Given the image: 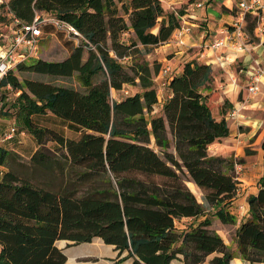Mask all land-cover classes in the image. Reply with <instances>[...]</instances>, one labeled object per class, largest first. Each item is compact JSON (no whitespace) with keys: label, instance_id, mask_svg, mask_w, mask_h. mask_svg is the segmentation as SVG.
<instances>
[{"label":"trees","instance_id":"obj_1","mask_svg":"<svg viewBox=\"0 0 264 264\" xmlns=\"http://www.w3.org/2000/svg\"><path fill=\"white\" fill-rule=\"evenodd\" d=\"M1 13L9 27L15 18L32 22L37 13L74 26L81 43L66 59L30 58L16 69L77 75L86 91L20 79L14 70L0 80V116L13 118L16 131H28L39 145L30 163L57 166L65 176L57 189L21 176L9 167L14 152L0 145V166L8 167L0 178V264H65L57 241L81 244L97 237L118 252L113 264H171L180 256L184 264H233V252L211 228L213 218L237 223L231 207L239 188L234 160L209 152L230 135L226 117L213 113V94L205 93L211 65L187 61L166 86L162 113L153 114L161 64L151 67L144 55L171 39L183 14L167 11L161 0H9ZM127 85L141 90L112 98V89ZM10 92L16 94L12 101ZM48 112L79 137L35 120ZM50 141L57 156L44 153ZM191 181L203 191V202ZM248 203L249 215L236 230L237 248L242 259L264 264V173Z\"/></svg>","mask_w":264,"mask_h":264},{"label":"rangeland","instance_id":"obj_2","mask_svg":"<svg viewBox=\"0 0 264 264\" xmlns=\"http://www.w3.org/2000/svg\"><path fill=\"white\" fill-rule=\"evenodd\" d=\"M235 10L238 11V8L235 7ZM39 14L41 16V20L43 21L45 19L50 18L51 16L50 14H47V13H39ZM0 15H3V13H1ZM262 17H264V12H261L259 15L257 14H246L245 15L244 28L247 32L246 40L249 41L250 43H255V42L260 41V38L256 36L257 29L259 30V28L261 27V30L259 32L264 33V19H262ZM0 18H1L0 19V29L3 31V35H7L9 33V29L6 27L5 24L1 23L2 19H6V17L0 16ZM252 27L253 29L252 31H250ZM42 30L44 32L43 38L39 43L38 50L35 52L34 56H32L31 59L41 58V59L48 60V61H62L69 56L70 51L75 45H78L81 43V36H73L71 34H68L66 30L58 28L55 24L51 22H48V23L44 22V24L42 25ZM125 37H128V35H126ZM140 47L142 48V46ZM87 54L88 53L86 49L85 56H87ZM147 55L148 54L144 55L145 58L150 57V55L148 56ZM129 61H130L129 59H124V62H126V64ZM180 65H182V63H180L178 66ZM235 67H238L237 63H235L234 66H232L233 69H235ZM14 71L15 73L18 74L20 79L32 78V79H36V80H40L44 82H50V83L60 85V86L73 88V89H76L82 92L86 91L85 87L79 81L77 75H74L71 77L50 76V75H45V74L19 72L16 68L14 69ZM96 80L99 81L100 77L97 78ZM249 83H250V79L248 78V80L246 81L245 87L242 89V93L239 96L240 103L237 105L239 109L241 108V114L244 116H242V118L240 119H237L235 121V125L232 124L234 120L231 119L229 123V118L227 119L228 124H230L232 128L234 129L238 128L237 127L238 122H241L243 120H249L251 119L249 118V116L257 115L259 113V112H255L256 113L255 114L254 111L252 110L253 108L251 106L252 100H254V98L258 95L252 96L248 93L247 86ZM262 85H261V90H262ZM156 88H157V91L160 97L163 95L164 96L167 95L166 87H164L160 91L159 86L156 84ZM125 90H128L129 92L125 93ZM139 90L141 89L137 85H127L124 87V90L120 91L119 94H121V97H126L128 95L135 94ZM111 93H112V90H111ZM14 95H16L14 94V92L13 93L10 92L8 94L9 96L8 98L10 101L13 100ZM111 96L113 99H116L114 96V91H113V95L111 94ZM216 97L217 96L213 94L214 99L210 100L214 115L217 118L223 117L221 116V114H224L225 116H227L229 111H231L230 109L232 107H230L229 104H226V103L224 104L219 103ZM1 99H2V91L0 90V106L2 105ZM153 114H156V115L159 114L156 111V107H154ZM35 120L43 126L51 127V128L58 130L59 132L63 133L67 137H70V138L79 137L80 133L72 129L66 120L53 115L51 112H48L45 115H37L35 116ZM12 126H16L13 118H6L3 116H0V145L12 150L15 154L14 156H11V158L9 159L10 169L14 170L17 174L21 176H33L34 181L38 182L39 184L44 185V184L50 183V187L53 189H57L61 185H63L65 182V176L61 173V171L59 170L57 166L51 169H45V168L35 167L30 163L32 155L35 154L39 148V145L33 135H31L28 131H24L22 129L19 130L18 129L19 126H18L17 131L14 133L13 137L10 139H6V136L10 132V129L12 128ZM241 130H243L246 134H248V132L251 130V127H242ZM251 134L247 135L246 137L247 140L245 141V143L242 144L243 145L242 149L246 153L244 157H241V155L238 157L235 156L237 151H235L234 142L232 140L225 141L223 138L220 142L214 143L215 145H217L216 147L213 146L214 144L210 145L209 147V152H213L214 149L217 150L218 148H220V152L225 154L228 158L234 160V167L236 163L244 165L243 171L240 175V179L244 177L243 175L245 173L250 172L248 171L249 170L248 168L246 172L245 163L247 164V161H249L250 159L256 160L257 158L256 150L252 148L262 147V143L264 141V137H263L262 140L257 142V135L256 134L251 135ZM249 136L250 138H248ZM253 143L255 144L252 145ZM150 145L151 147L156 148L158 150L153 138H152V142ZM170 150L174 151L173 147ZM56 152H57V144L53 141L48 142L47 150H45L44 153L50 156H57ZM248 156H252V157H248ZM7 169L8 167L6 166H0V178L2 176V172H5ZM240 179L238 180L239 182H240ZM258 189H259V182H258ZM194 190L193 191L191 190V191L195 194L198 201L203 202L204 200L203 191L201 189H198V191L196 190L194 191ZM234 200H236V197ZM232 210H235V212H240L239 217H241V212H243V204L237 205ZM225 226L221 223H218L217 218H213V224L211 228L217 231L222 236L225 243L229 246L230 250L233 252L235 257L232 260V263H234L236 258L241 257L238 251V248H237L236 240H235L236 228H235V224H225ZM57 245L60 246L61 249L66 254L67 261L69 263L72 262L73 264H113L112 259L116 258L117 253H118L117 251L114 250V247H111L105 244L104 241L99 240L97 238L93 239V241L90 243H82V244H75L73 241L62 240V241H58ZM78 251L82 252V254L80 255V257H77V258L75 257L74 259L72 257L73 255L68 254L69 252L76 253ZM212 257H209L208 259H211ZM242 264H253V263L251 262L249 263V261L248 262L242 261ZM254 264H258V263H254Z\"/></svg>","mask_w":264,"mask_h":264},{"label":"crops","instance_id":"obj_3","mask_svg":"<svg viewBox=\"0 0 264 264\" xmlns=\"http://www.w3.org/2000/svg\"><path fill=\"white\" fill-rule=\"evenodd\" d=\"M7 1L9 0H6V2ZM240 1L241 0L162 1L163 6L166 10L170 12L175 11L177 13L178 11H180L183 14V21L189 20L192 24H194V26L192 28L191 34L187 35L186 37L185 45H179L173 41V36L175 33L174 31L171 39L168 42L153 48L151 52L148 53L150 57L146 58L150 63V66L153 67L155 63H159L161 64V70L163 66L168 64L171 65L174 74H178L182 71L183 65L187 61H190L192 59H197L202 63L209 64L212 67V82L210 83L211 89L205 90V93L209 94L210 96L211 94H215L217 96L216 99L219 103L224 104L225 101H227L229 106L232 107L230 110L237 107V105L240 103L239 96L242 93V89L245 87L246 81L249 78V74L259 65L264 66V33L259 32V30L257 29L256 36L260 38V41L250 43V46L252 47L251 52L237 53L235 62L229 65L222 62L221 55L234 52L231 48L211 49L208 48L207 45L212 40L224 36V34H222V31L228 28L229 25L233 23L234 19L239 13L235 10V7L238 8V2ZM198 2H203V5L199 7L197 5ZM170 55L173 56L171 57ZM180 63H182V65L178 66ZM235 63L238 64V67H235V69H233L232 66H234ZM160 70L157 74L154 75L156 84H158L160 79ZM262 84V90L260 91L258 96H256L254 100H252L251 104V106L254 108H252L254 113H259L257 115L249 116V118H251L249 120L238 122L237 129L232 128V126L229 124L230 135L224 138L225 141L232 140L234 142V148L235 151H237L235 156L237 157L240 155L241 157H244L246 155V153L242 149V144L247 140L246 137L248 134H256L257 142L262 140L264 137V78H262ZM113 91L115 98L117 100H120L122 98L121 94H119L120 91L112 89V95ZM168 96V88L166 96L163 95L160 97V95L158 94V103L154 107H156V111L159 114L162 113L163 104L165 103ZM221 116L225 115L221 114ZM225 117L226 119H228L227 116ZM230 120L231 119H229V123ZM235 121L236 120L233 121V125H235ZM242 127H251V130L248 132V134H246L243 130H241ZM248 138H250V136ZM254 144L255 143H253L252 145ZM213 146L216 147L217 145L214 144ZM252 149L256 150L257 158L256 160L250 159L249 161H247V164L245 163L246 172L247 168L250 172L245 173L243 175L244 177L240 179L236 200H234L231 207V209H234L237 205L243 204V212H241V217H239L240 212H235V210H232V212L237 216V223L235 224L236 230L240 226L241 222L249 215L248 196L250 194L257 193L259 179L264 173V149L262 147H256ZM210 154L222 155L227 157L225 154L220 152V148H218L217 150L214 149L213 152H210ZM196 187L198 191V189L200 188L197 185ZM190 189L192 190L191 187ZM218 223H221L225 226V224L222 223L219 219ZM97 239L102 240L99 237H97ZM109 246L114 247L112 245ZM58 247L61 248L60 246ZM68 254L73 255L72 257L74 259L75 257H80L82 252H69ZM214 255L215 254L210 255V257ZM242 261L248 262L241 257H238L235 259V262L233 264H242ZM65 264L73 263H69L67 261ZM171 264H184V262L182 261V256H180V258L178 259H174Z\"/></svg>","mask_w":264,"mask_h":264},{"label":"built area","instance_id":"obj_4","mask_svg":"<svg viewBox=\"0 0 264 264\" xmlns=\"http://www.w3.org/2000/svg\"><path fill=\"white\" fill-rule=\"evenodd\" d=\"M5 2L6 0H0V6ZM197 5L200 7L203 5V2H198ZM238 12L239 13L233 23L222 31L224 36L212 40L207 45V47L211 49L231 48L234 52L221 55L222 62L228 65L235 62L237 53L251 52L252 47L250 46V42L246 40L247 32L244 28L245 15H259L261 12H264V0H241L238 2ZM10 14L12 15V13ZM262 19H264V17H262ZM44 22H51L58 28L66 30L68 34L73 36H81L74 26L58 19L57 17L50 16V18L43 21L41 20L40 14L37 13L34 20L29 23L22 22L15 18L11 27L6 25L9 29V33L3 35V41L0 42V80L9 71L14 70L19 63L34 56L35 52L38 50L39 43L43 38L44 32L42 30V25ZM193 26L194 24L189 20H184L182 25L175 30L173 41L179 45H185L186 37L191 34ZM260 30L261 27L259 28V31ZM160 74V79L157 85L161 91L167 86L174 71L171 65L167 64L161 68ZM262 78H264V66L259 65L249 74L250 83L247 86V90L250 95L256 96L260 93ZM128 92V90H125V93ZM242 116L244 115L241 114V108L239 109L238 107H235L229 111L227 118L237 120L242 118ZM15 132L16 126H12L6 139L12 138ZM243 168V164H235L234 174L237 180L240 179Z\"/></svg>","mask_w":264,"mask_h":264}]
</instances>
